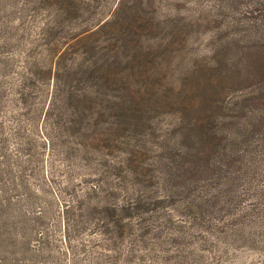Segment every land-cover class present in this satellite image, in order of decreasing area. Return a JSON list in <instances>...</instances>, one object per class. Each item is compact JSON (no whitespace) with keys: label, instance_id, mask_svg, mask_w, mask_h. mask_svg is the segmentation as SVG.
Instances as JSON below:
<instances>
[{"label":"rangeland","instance_id":"obj_1","mask_svg":"<svg viewBox=\"0 0 264 264\" xmlns=\"http://www.w3.org/2000/svg\"><path fill=\"white\" fill-rule=\"evenodd\" d=\"M263 83L264 0H0V264H264Z\"/></svg>","mask_w":264,"mask_h":264},{"label":"trees","instance_id":"obj_2","mask_svg":"<svg viewBox=\"0 0 264 264\" xmlns=\"http://www.w3.org/2000/svg\"><path fill=\"white\" fill-rule=\"evenodd\" d=\"M232 73H235V71H233ZM263 86H264V83L261 84L259 86V88H262ZM204 95H206L205 96V100H206L208 95L206 94L204 87L202 86L201 92H200V97H199L200 102L205 101ZM55 101H57V99L54 97V102ZM116 110L117 109H115V108H108L106 110V112L104 111L105 114H103V116L106 115V117H108V114H112L111 116H114L116 114L115 113ZM48 116H50V115H48ZM118 116L119 115H117L116 117H118ZM66 117H67V114H64L63 119L60 122L56 123L57 124L56 128L54 125V129L57 130V132L66 133V131H68L70 129L68 127H65L64 120ZM73 122L75 125V121H73ZM68 125H72V122H70L69 120H68ZM72 128H71V130H72ZM75 130H76L75 134H74L75 137H79L80 135H82L81 130L76 125H75ZM110 130H111V128H110ZM107 131L109 132V128H107ZM176 132H178V134H179V136H176V139H177L176 141H178V143H179L176 146L178 148V150L176 151V150H174V148L173 149L166 148L163 150L162 155L164 156V158L162 159V162L158 163L159 167H160V171L159 172L155 171L157 174L164 175V176L168 175V177L165 176V179H166L165 181H167L169 179L170 181H173L174 185H176L179 182L181 184V186H185V185H187V181H190V182H194V181L186 178L184 173H186V171H191L192 177H196L195 174L199 171L198 167H200L201 165H208L209 160H211L212 156H215L213 158L214 165H213L212 169H209V171L212 172V175L214 177L217 175H220V173H222L220 171L223 170L224 166H226V164H225L226 159H224L222 162L217 161L218 157H220L222 159L224 158V157H222L223 156L222 153H223L224 149L222 148L223 146L221 144L220 139L219 140L212 139L213 143H212V140H210L209 144H207V143L203 144L204 142L201 143L198 141L197 136L189 135V133L186 132V126L184 124L180 125L178 127V129L176 130ZM93 141L94 140L92 139L88 142H87V140H84V141L82 140L79 143L76 142L78 145H77V149L74 150L76 152L75 155H77V157L79 159H83V157L88 155V153L91 151L93 153H96L95 155L98 156L99 159H101V155H102V152H100L101 149L99 146H98V148L94 149L91 146V144L94 143ZM86 143H88V145H90V146H88V147H87V145L85 146ZM199 143L202 145H200ZM196 147H200V148L197 150V152H194ZM125 150H127V149H125ZM123 156H124V158H122V161H123L122 166L126 165L132 161L131 154H128V152H126ZM164 160H166V161H164ZM167 160H171V162H169ZM172 162H174V163H172ZM210 167H211V165L209 166V168ZM207 169L208 168L201 169L199 175L205 174L207 172ZM166 170L169 174H165ZM152 171L153 170L148 169L146 172L142 173L141 175H138L139 179L133 173L128 174L129 177L131 176L130 182L132 183V186L135 187L139 183L143 184L144 182L152 181L153 177H151L149 175V173H151ZM141 197H142V193H140V196H138L137 198H134L137 202L140 201V204H137V205H139L138 208H141L144 205L148 207V205H149L148 197H146V199L141 198ZM126 211H128V210H126Z\"/></svg>","mask_w":264,"mask_h":264}]
</instances>
